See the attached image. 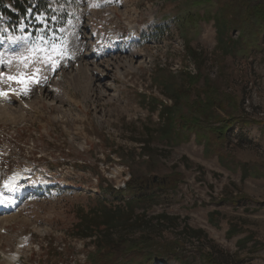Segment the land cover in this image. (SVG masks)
Here are the masks:
<instances>
[{
	"label": "rangeland",
	"instance_id": "1",
	"mask_svg": "<svg viewBox=\"0 0 264 264\" xmlns=\"http://www.w3.org/2000/svg\"><path fill=\"white\" fill-rule=\"evenodd\" d=\"M40 1L27 26L15 33L13 23L0 16V93L13 91L5 99L0 94V177L28 173L24 188L36 185L31 194L22 191L9 211H0V264H93L92 258L101 264L126 259L149 264L144 255L149 249L136 252L139 243L148 247L145 236L158 247L177 243L194 264H211L205 257L264 264V35L261 50L248 55L238 47L220 48L213 8L208 20L203 6V19L195 24L191 16L179 27L166 20L190 5L197 10L194 0ZM260 2L264 5L251 0ZM245 17L248 31L254 22ZM114 31L123 35L119 44L111 41ZM242 36L235 27L224 39ZM89 49L93 62L110 64L69 74ZM134 51L146 56L131 57ZM126 58H133L131 65ZM185 73L200 76L199 86L204 80L211 84L213 97L222 101L202 105L206 112L196 129H209L212 113L245 122L225 144L208 145L195 131L185 136L179 124L160 134L166 118L160 110L170 108L168 94L175 87L185 86L179 77ZM46 87L59 99L39 97ZM101 89L110 96H100ZM197 97L181 100L182 112ZM145 139L151 142L146 148ZM137 189L144 198L136 200L132 215L144 213L142 225L132 228L125 221L116 229L96 230L98 236L110 234L111 252L99 248L97 235L77 236L82 219L116 206L131 210L125 203ZM159 215L171 222L160 226ZM233 226L239 232L230 237ZM187 227L191 234L184 233ZM245 237L252 240L240 246ZM168 262L152 264H186Z\"/></svg>",
	"mask_w": 264,
	"mask_h": 264
},
{
	"label": "trees",
	"instance_id": "2",
	"mask_svg": "<svg viewBox=\"0 0 264 264\" xmlns=\"http://www.w3.org/2000/svg\"><path fill=\"white\" fill-rule=\"evenodd\" d=\"M263 2H260L258 4L252 5L251 0H194V4H196L197 10L192 9V6H187L186 9H182L181 13L174 16L172 19L168 18L166 20L172 22L175 26L178 25L182 26L183 24H187L189 17L191 16L193 24L198 23L200 16L201 18L203 15H200V9L204 8L206 13L205 18L210 20L211 15L209 13L210 9L213 8L214 16H216V27L218 30V36L220 38L219 44L221 49L226 48H236L238 47V50L242 53L246 52L248 55L251 53L259 52L261 50L260 46V40L262 39L264 35V5H262ZM8 5H11L14 8V12L11 11L9 8H7ZM33 5V0H0V10L3 12L11 21H15L16 24L21 22V20L26 16L28 10ZM237 9V10H236ZM236 10V11H235ZM249 17L253 19L254 22V28L247 31L246 27V21ZM203 19V18H202ZM240 28L243 31V36L241 37V41H230V38L224 39V36H226L229 32V30H232L234 28ZM218 47V45H217ZM193 53L196 54V52L193 50ZM200 56V55H198ZM202 61L203 59L200 58ZM182 76L183 82L181 87H175L176 89L168 94L169 98L172 100V104L169 106L164 105L161 110V115H166V118H170L169 124H166L168 119L164 118L161 119L163 122V125L161 127V133L164 132L166 134L168 129H171L172 127H175L177 124L183 127L184 132L186 135L188 133H191L192 131H195L196 134H201V140L203 139V142H206L208 145H211L212 142H215L217 144V147L220 145L225 144V141H227L228 138H230V135L232 133L233 128H237L240 130L241 127H243L245 122L236 120L239 119L238 116L233 115L230 119H221L216 117L215 113L210 114V119L208 122V128L206 130H200L195 128V124H197V121H203L204 112L206 110L202 111V105L204 107L208 104H214L218 102L219 106H222V101L215 99L213 97V88L212 85L209 83H206L205 80L201 86L197 85V83H200L201 78L200 76H191L188 74L180 75ZM216 90V89H214ZM191 94H196L199 98H201V101H198V97L196 101H193L191 105L187 104L188 111L182 112V109L179 108L181 105V100H185L188 102V98ZM204 98L208 100L207 102H203ZM175 109V110H174ZM169 110V111H168ZM195 113V114H194ZM175 115V116H174ZM194 115V117H193ZM193 117V118H192ZM192 119V120H191ZM212 119V120H211ZM171 123V125H170ZM217 123H219L218 126H214ZM166 124V125H165ZM198 125V124H197ZM169 126V128H168ZM240 126V127H239ZM263 130V131H262ZM148 131V130H147ZM159 131V130H158ZM264 132V127H261V133ZM157 133V132H156ZM236 134L238 136L242 134V131H238ZM149 135L147 136V138ZM143 147L146 148L148 145H150V141L145 139L141 142ZM146 146V147H145ZM246 170V169H245ZM246 172V171H245ZM131 183V181L129 182ZM128 185L130 186V184ZM127 186V184H126ZM143 189H137L139 191L138 194L133 195L130 197V201L125 203V206L129 207L131 210H123L121 207H115V209L110 208L109 210L102 211L103 213H100V215H94L95 218H86L82 219L81 223H79L77 226V236L79 238H92L94 236H98V233L96 230L102 226L105 225V229H110L113 227V229H116V226L122 225L123 222L127 221V226H131L132 228L134 226H139L143 219L142 216L144 213L140 214L139 218L133 217L132 213L134 210V205L136 206V200L143 199L144 196L140 195L142 194ZM149 188L146 189V192H148ZM121 198V197H120ZM125 198V197H124ZM123 218L125 220H123ZM159 222L158 224L160 226L164 224H169L171 222V219L167 215H159L157 217ZM174 220V219H173ZM130 221L132 222L130 224ZM120 224V225H118ZM130 224V225H129ZM134 224V225H133ZM162 224V225H161ZM142 225V224H141ZM96 228V229H93ZM184 233L188 232L189 228L187 227L185 229ZM193 234H198V231L191 229ZM201 232V231H200ZM239 231L235 229V227H230L227 231V234L231 237L234 234H237ZM110 234L104 236L99 234L97 238L100 237L102 241V245H100V249L103 247V249L107 250V252L110 251V243L107 239ZM123 239L126 238V235H121ZM105 239V240H104ZM145 240H147V246L142 245L139 243L138 251L139 253H142L143 250H146L144 255L146 256V259H149V264H152L155 260H161L165 261L166 263H169V260L176 259L184 261L186 264H194V258L190 259L189 255L188 257H184L180 250L181 247L177 243H170L167 246H160L158 247L155 245L154 239L150 236H145ZM252 239L250 237H245L242 240H239L238 243H240V246H243L244 243L250 242ZM140 242V241H136ZM256 241H254L253 244L256 245ZM152 246V247H151ZM151 247V248H150ZM211 256V255H210ZM127 260V259H126ZM126 260L122 261L121 264H126ZM205 262H210L211 264H227L225 261H219V260H213L211 257L206 259ZM93 264H101V262L98 260L96 263L94 262V259L92 258ZM136 261V259L134 260ZM99 262V263H98ZM133 264V260H130ZM110 264H119L116 263V260H114ZM141 264V263H140ZM147 264V263H145Z\"/></svg>",
	"mask_w": 264,
	"mask_h": 264
},
{
	"label": "bare ground",
	"instance_id": "3",
	"mask_svg": "<svg viewBox=\"0 0 264 264\" xmlns=\"http://www.w3.org/2000/svg\"><path fill=\"white\" fill-rule=\"evenodd\" d=\"M133 29H135L136 30V28L134 27V26H132V30ZM93 34V33H92ZM87 38V37H86ZM98 40V39H97ZM96 40V41H97ZM95 41V42H96ZM111 41H112V43H119L120 42V40H119V38H118V36H116V35H113L112 36V38H111ZM77 43V42H76ZM78 47H80V45L78 44ZM93 49V48H92ZM79 50H81V48L79 49ZM89 51L90 52H88V53H86V54H89V55H85L84 57H82L81 58V61H80V63L78 64V66H74L75 68L74 69H72L70 72H69V74H71V75H75V72H78L79 70L81 71V70H83V69H85V71L89 74L90 73V71L92 70L90 67H91V65H94V68H97L96 66H101V65H106V64H110V60H108V61H103V62H93V60L92 59H94V54H93V52H92V50L91 49H89ZM119 56V55H118ZM142 57V58H144L145 56H146V53H141V52H138V51H134V52H132V56L131 57ZM115 58L113 57V58H111V60H114ZM120 61L122 60V58H118ZM125 60V63L126 64H128V65H131L132 64V60H133V58H131V59H124ZM72 72V73H71ZM68 73V72H67ZM79 73V72H78ZM78 73H76V74H78ZM82 74V73H81ZM83 75H85V74H83ZM78 78H80V77H78ZM73 82H75V84H76V81H73ZM51 84V83H50ZM60 86H61V84H60ZM42 92V93H41ZM40 93L41 94H39V97H42L44 94H47V96H50V97H53V99H59L58 98V94H57V91H55V89L53 88V87H46V89L43 91H41ZM100 92V96H103V97H108V96H110V93H108L106 90H100L99 91ZM38 97V98H39ZM8 98V97H7ZM61 98H62V96H61ZM60 98V99H61ZM5 99V98H4ZM109 99V98H108ZM1 200V199H0Z\"/></svg>",
	"mask_w": 264,
	"mask_h": 264
},
{
	"label": "snow or ice",
	"instance_id": "4",
	"mask_svg": "<svg viewBox=\"0 0 264 264\" xmlns=\"http://www.w3.org/2000/svg\"><path fill=\"white\" fill-rule=\"evenodd\" d=\"M95 6H99V5H95ZM7 79L8 80H15V79H17L16 77H12V76H9V77H7ZM20 83H28V81L27 80H20L19 81ZM0 94H3V93H0ZM15 180H16V177L15 176H13V177H10L9 178V180L8 181H5V187L6 188H13L14 187V185H15Z\"/></svg>",
	"mask_w": 264,
	"mask_h": 264
}]
</instances>
